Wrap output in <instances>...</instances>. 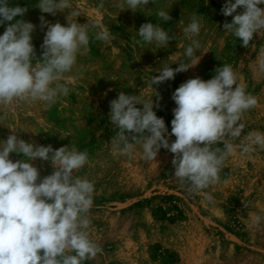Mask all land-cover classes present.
I'll return each instance as SVG.
<instances>
[{
	"label": "rangeland",
	"instance_id": "obj_1",
	"mask_svg": "<svg viewBox=\"0 0 264 264\" xmlns=\"http://www.w3.org/2000/svg\"><path fill=\"white\" fill-rule=\"evenodd\" d=\"M8 2L27 8L22 18L35 25L32 38L37 56L42 54L47 31L41 16L49 24L67 26L68 10L52 15L40 11L38 0ZM71 2L82 14L78 23L95 22L99 27L92 31L107 29L114 39L109 43L90 40L89 51L78 55L72 72L65 74L69 94L52 107L21 101L0 105V140L14 130L19 138L37 146L58 149L74 145L87 150L88 163L76 175L94 184L88 231L100 251L83 264H264V149L257 147L248 155L237 149L225 161L220 180L205 190L213 197L209 202L203 195L189 193L173 178V154L167 150L162 148L152 162L142 159L139 145L130 155H121L111 144L115 130L109 120L110 101L119 92L141 93L147 99L154 95L151 77L163 65L183 59L190 41L183 37L182 28L196 13L203 24L197 38L200 62L173 80L153 85L160 97H152L159 105L153 110L171 132L175 89L190 78L211 79L217 67L230 64L238 82L258 101L244 114V132L234 143H242L247 133H264V73L255 69L264 49V33L255 35L244 48L241 41L224 32L223 24L232 20L221 12L226 0H156L147 6L150 15L145 10L120 12L118 0ZM159 9L168 11L172 19L167 23L160 20L156 16ZM242 11L237 9V13ZM146 22L160 24L175 40L167 48L134 43V38L139 39L136 30ZM8 23L0 26V35ZM168 139L171 143L175 137ZM10 158L23 159L15 153ZM33 163L40 169L41 179L53 171L50 162L37 159ZM255 216L261 218L259 223H253Z\"/></svg>",
	"mask_w": 264,
	"mask_h": 264
},
{
	"label": "clouds",
	"instance_id": "obj_2",
	"mask_svg": "<svg viewBox=\"0 0 264 264\" xmlns=\"http://www.w3.org/2000/svg\"><path fill=\"white\" fill-rule=\"evenodd\" d=\"M155 2L118 0L116 7L120 12L145 10L150 15L151 8L147 6ZM260 5L264 0H226L221 9L225 17H232L230 23L223 24L224 32L231 33L244 48L249 47L255 35L264 33V8ZM37 7L52 15L68 10L67 26L49 24L41 16L47 31L40 56L32 38L35 25L22 18L27 8L0 0V26L11 22L0 35V105L21 101L44 102L46 107H52L69 94L63 82L65 74L72 72L78 55L89 51L90 40L109 43L114 39L107 29L92 31L99 27L95 22L78 23L77 17L82 14L71 0H38ZM240 8L243 11L237 13ZM156 16L165 23L172 19L164 9L157 10ZM202 27L200 16L192 14L182 28L183 37L190 41L183 59L178 57L163 65L151 77L150 87L157 99L159 93L153 85L173 80L178 73L199 64L201 43L197 38ZM136 31V44L167 48L175 40L158 23L146 22ZM255 69L264 73V49L256 59ZM152 97L121 91L110 101L109 120L115 130L111 144L121 155H130L139 145L142 159L147 162L156 161L162 148L172 153V176L191 194L203 195L212 202V195L205 190L220 180L225 161L237 149L241 155L251 154L257 147L264 149V133L258 131L244 135L242 143H234L244 132V114L258 101L238 82V74L230 64L217 67L211 79L190 78L175 89L171 132L153 110L159 105ZM12 133L0 140V264H83L95 258L100 248L88 231L94 184L76 175L88 163L87 150H78L74 145L58 149L37 146L19 138L14 130ZM170 136L175 137L171 143ZM12 153L23 159L13 161ZM37 159L50 162V175L41 179L40 169L33 163ZM260 219L255 216L253 223Z\"/></svg>",
	"mask_w": 264,
	"mask_h": 264
}]
</instances>
